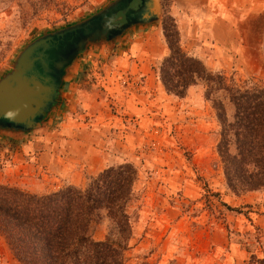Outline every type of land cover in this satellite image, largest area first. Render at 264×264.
I'll return each instance as SVG.
<instances>
[{"label": "rangeland", "instance_id": "rangeland-1", "mask_svg": "<svg viewBox=\"0 0 264 264\" xmlns=\"http://www.w3.org/2000/svg\"><path fill=\"white\" fill-rule=\"evenodd\" d=\"M106 1L0 0V75L33 36ZM161 4L157 25L85 59L88 65L72 82L68 102L44 130L18 142L0 141V183L42 194L84 186L102 169L130 162L137 179L127 205L132 236L125 264H264V186L257 190L263 194L259 201L243 204L234 198L216 150L220 123L202 84L190 86L179 98L167 93L158 77L168 54L163 23L175 24L188 54L237 84L264 82L261 43L238 62L223 50L227 37L220 25L215 32L207 25H187L180 21L189 15L182 0ZM256 32L248 34L252 43ZM224 106L230 121L233 106L227 100ZM39 154H54L55 169L67 159L78 181L59 175L54 179L34 169L30 165ZM109 226L102 213L93 237L103 239ZM0 264H20L1 235Z\"/></svg>", "mask_w": 264, "mask_h": 264}, {"label": "trees", "instance_id": "trees-1", "mask_svg": "<svg viewBox=\"0 0 264 264\" xmlns=\"http://www.w3.org/2000/svg\"><path fill=\"white\" fill-rule=\"evenodd\" d=\"M162 29L168 54L160 62L158 77L164 90L181 98L190 86L202 84L220 123L216 150L227 187L236 195L260 190L264 186V82L237 84L223 72L208 69L180 46L175 24L163 23ZM261 48L264 55V33ZM226 100L233 106L230 121ZM136 179V167L123 162L102 169L84 186L66 185L48 193L0 183V235L20 264H125L132 236L127 205ZM102 213L110 226L105 237L97 240L93 228Z\"/></svg>", "mask_w": 264, "mask_h": 264}, {"label": "water", "instance_id": "water-1", "mask_svg": "<svg viewBox=\"0 0 264 264\" xmlns=\"http://www.w3.org/2000/svg\"><path fill=\"white\" fill-rule=\"evenodd\" d=\"M161 0H107L88 14L25 42L0 75V141L44 130L68 102L84 60L157 25Z\"/></svg>", "mask_w": 264, "mask_h": 264}, {"label": "crops", "instance_id": "crops-1", "mask_svg": "<svg viewBox=\"0 0 264 264\" xmlns=\"http://www.w3.org/2000/svg\"><path fill=\"white\" fill-rule=\"evenodd\" d=\"M184 6L189 10L188 19H181V22L207 25L215 32L217 26L222 27L223 37H227L224 42L227 45L226 49L230 51L234 59H239L246 50L252 48H259L263 38L264 30V0H182ZM241 13V16L239 15ZM240 18V21H237ZM257 31L255 35V42H250L248 34ZM221 47V46H219ZM236 52V53H235ZM216 50H213V55ZM227 56L228 53L225 52ZM230 54V56H231ZM236 59V61H237ZM87 62L84 60L82 63L77 77L82 75L84 67L86 69ZM28 147V146H27ZM29 149V148H28ZM38 155V154H37ZM43 154L34 156L30 166H35L34 169H39L43 175L50 176L51 178L58 179L59 175L71 183H76L79 179V174L73 168H68L69 162L67 159H61L57 169L52 165L54 161V154H47L43 158ZM57 160V159H55ZM38 171V172H39ZM235 199L243 204H249L261 199L259 191H248L241 195L232 193Z\"/></svg>", "mask_w": 264, "mask_h": 264}]
</instances>
